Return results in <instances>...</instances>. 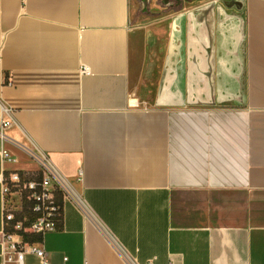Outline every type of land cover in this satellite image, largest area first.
I'll return each mask as SVG.
<instances>
[{
  "label": "crops",
  "instance_id": "1",
  "mask_svg": "<svg viewBox=\"0 0 264 264\" xmlns=\"http://www.w3.org/2000/svg\"><path fill=\"white\" fill-rule=\"evenodd\" d=\"M241 3L0 0V174L45 153L94 217L63 201L49 264H264V0ZM4 224L0 185L11 264Z\"/></svg>",
  "mask_w": 264,
  "mask_h": 264
},
{
  "label": "built area",
  "instance_id": "2",
  "mask_svg": "<svg viewBox=\"0 0 264 264\" xmlns=\"http://www.w3.org/2000/svg\"><path fill=\"white\" fill-rule=\"evenodd\" d=\"M83 74H88L90 71L87 68H83L81 70ZM10 125L9 122H4L0 128V155L3 161L9 160L8 152L3 149V143L6 141V136L3 134L2 129L6 126ZM27 154L35 161L38 167V171L42 174V192L38 195L39 200L45 201L52 198V191L54 189H59L62 193L63 201L71 202L80 212H82L87 218L90 220H94V217L87 207V205L83 202L81 198H79L75 192L73 191L70 183L64 177L56 172V170L51 165L50 159L45 153L35 152L32 150H25ZM20 176L17 172H11L7 175L1 173L0 174V185L3 187L4 192V212L6 206L8 207L10 204H14L15 206H20V194L19 192L14 193L18 196V203H15V200L11 199V194L8 191L9 184H19ZM24 188H34L35 183L30 182L28 184L22 185ZM7 218H12V214L9 213ZM20 225L18 224L17 227ZM30 230L45 234L47 232H52L55 230V224L50 221L46 216H43L33 222L30 226ZM100 231L109 241V243L118 251L121 252L119 245L114 241V239L100 227ZM12 236H6L4 234V238L1 242L2 248L4 251L2 252V257L4 263L11 264H26L27 255H32L39 260V264H49L47 260V253L44 249L37 246L38 243L29 244V243H20V242H12L10 238ZM9 240L7 247L5 246L6 241Z\"/></svg>",
  "mask_w": 264,
  "mask_h": 264
},
{
  "label": "trees",
  "instance_id": "3",
  "mask_svg": "<svg viewBox=\"0 0 264 264\" xmlns=\"http://www.w3.org/2000/svg\"><path fill=\"white\" fill-rule=\"evenodd\" d=\"M20 176L19 184H9L8 191L10 194L19 192L20 206L10 209V204L6 206L4 212V234L6 236H18L20 243L35 244L42 241L43 234L30 230L33 222L39 218L46 216L50 221L55 224V230L60 229L62 225V209L63 197L59 189L52 191V198L49 200L41 201L38 195L42 192V174L36 171L34 174H23L17 172ZM30 182L35 183L34 188L23 187V184ZM12 214V218L8 219L7 215ZM20 225L17 227V225Z\"/></svg>",
  "mask_w": 264,
  "mask_h": 264
},
{
  "label": "rangeland",
  "instance_id": "4",
  "mask_svg": "<svg viewBox=\"0 0 264 264\" xmlns=\"http://www.w3.org/2000/svg\"><path fill=\"white\" fill-rule=\"evenodd\" d=\"M141 3L143 7H146L148 10V13H158L160 11H163L164 9L167 11L174 10V5L172 3L168 4V6H165L163 0H141ZM232 105H238L237 103H231ZM17 208L14 204L11 205L10 209Z\"/></svg>",
  "mask_w": 264,
  "mask_h": 264
},
{
  "label": "flooded vegetation",
  "instance_id": "5",
  "mask_svg": "<svg viewBox=\"0 0 264 264\" xmlns=\"http://www.w3.org/2000/svg\"><path fill=\"white\" fill-rule=\"evenodd\" d=\"M165 4L172 3L174 5V8H177L180 6L183 2V0H163ZM224 5L227 7H235L238 8L242 5L241 0H223Z\"/></svg>",
  "mask_w": 264,
  "mask_h": 264
}]
</instances>
